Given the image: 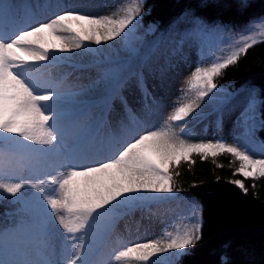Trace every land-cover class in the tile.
I'll return each instance as SVG.
<instances>
[{
	"label": "trees",
	"instance_id": "obj_1",
	"mask_svg": "<svg viewBox=\"0 0 264 264\" xmlns=\"http://www.w3.org/2000/svg\"><path fill=\"white\" fill-rule=\"evenodd\" d=\"M49 1L4 0L13 6L16 18L27 6L34 7L38 18L44 17L43 11ZM49 3L53 6V18L68 11L60 10L53 1ZM87 4L106 5L114 16L121 18L129 10L134 13L137 7L139 14L133 21L135 27L130 25L133 30L120 37L118 47L108 41L101 43V49L93 50L96 45L86 42L85 48L81 49L92 51L95 80L98 82L102 78L104 81L105 90L100 101H77L76 92L71 88L49 85L60 93V110L66 115L84 113L86 116L89 111L107 108L111 101L115 104L123 102L133 91L144 97L149 90H160L167 101L156 97L149 104V109L161 122L157 130L174 131L190 143L224 141L233 146L241 144L254 159H264V126L261 124L264 36L260 35L264 31V0H92ZM50 17L45 20L49 21ZM248 37H254L257 42L246 53H241L236 63L221 70L214 78L217 89L200 103L204 113L199 118H205L203 133L196 129L198 118L191 120V113L184 121L169 120L175 107L195 99V91L190 90L189 82L196 68L223 63L248 42ZM174 59L177 65L186 61L187 66L196 68L183 74L175 69L176 64L171 65ZM110 80L112 84L119 82L114 92ZM249 99L255 102L254 109L248 113L249 117L254 114V119L245 122L241 113ZM214 116L217 121H226L228 129L220 130L216 137H208L207 131L213 127L210 120ZM180 125L184 126L183 132ZM239 166L240 161L226 152H219L216 157L209 154L207 158L193 153L188 160L178 164L173 162L169 173L173 177L174 191L172 194H148L155 206L151 212L173 235L199 220L202 238L185 250L189 254L176 259L170 251L166 261L159 264H264V177L245 178L237 173ZM35 171L5 168L0 172V178L5 182L38 183L39 179L45 180ZM237 180L244 183V189L233 182ZM47 185L45 181L41 189L53 190V186ZM22 192L28 193V200L38 193L31 187ZM20 195L18 193L17 197ZM17 197L0 191V232L6 239L8 233L24 237V231L36 222L32 208L26 207ZM114 221L118 219L114 218ZM120 247V242L112 241L106 246L101 260L110 253L112 257L106 264H130L128 258L115 259L122 251Z\"/></svg>",
	"mask_w": 264,
	"mask_h": 264
},
{
	"label": "snow or ice",
	"instance_id": "obj_2",
	"mask_svg": "<svg viewBox=\"0 0 264 264\" xmlns=\"http://www.w3.org/2000/svg\"><path fill=\"white\" fill-rule=\"evenodd\" d=\"M12 8L0 0V172L12 167L17 171H34L38 165L51 161L54 154H58L59 160L52 173H44L55 185L54 194L33 195L29 201L26 198L28 193L22 192L26 187L40 192L44 179L32 183L23 180L5 182L0 178V191L13 197L21 194L17 199L32 208L42 234L63 229L61 234L71 245V254L65 264H92L82 259L85 255L84 237L90 232L106 237L114 226L115 215L121 209L135 206L141 193L172 194L174 185L170 166L173 162L178 164L181 160H188L193 153L202 158L209 154L216 157L219 152L229 153L240 161L237 173L245 178L264 177V159H254L244 145L233 146L224 141L190 143L168 129L157 130L154 126L145 132H135L123 122L120 129L100 136L98 132L105 121L103 112L99 119L88 120L84 113L66 115L48 103L58 101L60 93L46 82L30 78L29 66L48 61L50 51L70 53L85 48L86 42L99 46L122 34L127 36L135 27L133 21L139 14V7L134 13L129 10L120 19L65 11L48 22L28 27L20 26ZM260 35L264 36V31ZM247 40L223 63L196 68L189 82L190 90L195 91V99L175 107L169 120L184 121L200 107L204 98L217 89L214 78L221 70L236 63L240 54L246 53L257 42L254 37ZM109 85L114 92L119 82L112 84L110 80ZM254 107V100L249 99L241 113L245 122L254 119V114L248 115ZM261 116L264 126V113ZM180 131H184L183 125H180ZM121 133L128 138L113 156L90 164L80 163L90 156L92 149ZM233 182L241 189L245 188L242 181ZM197 212L198 208L194 210V216ZM167 236L166 242L156 240L129 246L115 259L128 258L130 264H159L150 258L169 251L178 259L189 254L185 250L202 238L201 224L194 220L182 232L167 233ZM19 256L20 253L7 242L5 234L0 232V264H44L40 260Z\"/></svg>",
	"mask_w": 264,
	"mask_h": 264
},
{
	"label": "rangeland",
	"instance_id": "obj_3",
	"mask_svg": "<svg viewBox=\"0 0 264 264\" xmlns=\"http://www.w3.org/2000/svg\"><path fill=\"white\" fill-rule=\"evenodd\" d=\"M53 4L59 6L60 10L70 9L78 11L79 13H88L97 17L109 16L113 19H120L121 16H114L112 9L106 5L100 4H87L92 0H50ZM45 6L43 14L44 17L38 18V13L31 7L23 9V12L19 18L20 26L28 27L29 25H35L38 23L47 22L46 17L51 15L50 19L54 16L52 11L53 6L50 3ZM29 5V3H28ZM97 7L98 10H93ZM39 5L36 9L39 10ZM58 9V8H57ZM100 9V10H99ZM11 24V19L9 20ZM129 28L130 25H129ZM11 31V28L9 29ZM128 32V29L125 30ZM120 43V37L111 42L113 47H118ZM102 44L95 46L94 50L101 49ZM181 56L180 54L178 55ZM92 51L74 50L70 53H59L50 51V59L46 62H40L35 65H30L29 72L30 78L38 82H46L47 86L57 85L59 87H68L76 92V99L79 100H99L104 94L105 90L104 81L100 79L98 82L95 80L96 72L91 62ZM164 59V57H163ZM175 59L171 60V65H175ZM186 61H180L175 66L183 74H188L195 70V66H187ZM156 97H163L165 101L167 99L161 91L149 92L148 95H139L137 91H133L129 96L125 98L123 102L118 104L111 103L109 109L102 111H89L85 118L88 120L99 119L100 114H105V121L98 132V135L103 136L104 132H113L120 129L121 122L130 126L135 132H145L152 129L154 126L160 127L161 122L156 119L154 112L149 109V104ZM194 100V99H193ZM56 110L62 108V104L59 102H48ZM57 105L59 107L57 108ZM201 107L195 108L191 113V120L197 119L196 128L201 131L204 124L200 123L199 116L203 114ZM212 123H216L215 119ZM227 128V123H219L215 129H211L208 132V137H215L217 135L216 129ZM128 137L121 133V135L113 136L109 141L99 145L92 149L90 156L82 159L81 164L94 163L95 160L106 159L113 156L116 150L120 147L121 143ZM58 154H54L51 161L44 165H38L36 175L42 174L45 181L49 186L52 185L44 175V173H52L54 168L58 166ZM47 185V186H48ZM45 194H54L52 190H41L36 196H43ZM148 194H139L141 199L138 203L131 207L121 209L115 216L119 218V221L112 227V230L106 237L93 235L91 232L84 237L85 239V255L82 259L91 261L92 264H105L106 260L110 256L104 255L103 259L99 261L100 255L104 249L112 241L120 242V250H125L127 247L136 243L152 242L156 240L167 241L166 228L160 224L156 217L152 215L154 209L153 201L149 200ZM152 194V193H151ZM31 201V200H30ZM63 229L53 231L47 235L42 234L37 227V222L30 226L25 231V237H19L14 233H8L7 240L10 241V245L20 253L21 259H35L44 262V264H65L68 256L71 254V245L66 243L64 235L61 233ZM78 236L81 234H77ZM119 249V248H118ZM170 252V251H169ZM169 252L158 253L150 260H157L160 263L166 261V255Z\"/></svg>",
	"mask_w": 264,
	"mask_h": 264
},
{
	"label": "bare ground",
	"instance_id": "obj_4",
	"mask_svg": "<svg viewBox=\"0 0 264 264\" xmlns=\"http://www.w3.org/2000/svg\"><path fill=\"white\" fill-rule=\"evenodd\" d=\"M176 68H177V66H176Z\"/></svg>",
	"mask_w": 264,
	"mask_h": 264
}]
</instances>
